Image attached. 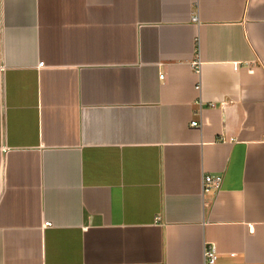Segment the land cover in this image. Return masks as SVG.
I'll return each instance as SVG.
<instances>
[{"label":"crops","instance_id":"obj_1","mask_svg":"<svg viewBox=\"0 0 264 264\" xmlns=\"http://www.w3.org/2000/svg\"><path fill=\"white\" fill-rule=\"evenodd\" d=\"M210 243L264 264V0H0V264Z\"/></svg>","mask_w":264,"mask_h":264},{"label":"built area","instance_id":"obj_2","mask_svg":"<svg viewBox=\"0 0 264 264\" xmlns=\"http://www.w3.org/2000/svg\"><path fill=\"white\" fill-rule=\"evenodd\" d=\"M197 17L195 16L194 19ZM44 62L41 61L38 66H43ZM194 69L198 73L200 72V61L194 62ZM162 77V76H161ZM196 88H200V84L196 85ZM214 106V103L211 104ZM195 124V123H193ZM222 181V176L219 174H204L202 176V189L203 192H209L210 190L217 188ZM45 225H49V223H45ZM218 259V250L215 244L210 243L206 244L205 252H204V263L203 264H216Z\"/></svg>","mask_w":264,"mask_h":264}]
</instances>
